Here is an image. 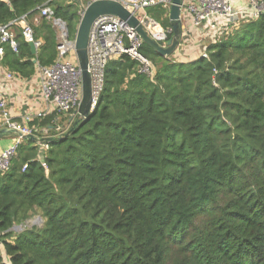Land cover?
Masks as SVG:
<instances>
[{"label":"trees","instance_id":"trees-1","mask_svg":"<svg viewBox=\"0 0 264 264\" xmlns=\"http://www.w3.org/2000/svg\"><path fill=\"white\" fill-rule=\"evenodd\" d=\"M7 1L0 28L49 7L75 39V1ZM148 14L172 29L162 6ZM32 27L36 56L21 33L17 52L4 46L1 63L22 77L58 55L53 23ZM142 53L153 77L113 60L89 116L56 137L57 117L35 122L53 134L48 170L24 139L0 172V264H264V13L209 44L208 59ZM33 215L42 227L15 230Z\"/></svg>","mask_w":264,"mask_h":264},{"label":"built area","instance_id":"built-area-1","mask_svg":"<svg viewBox=\"0 0 264 264\" xmlns=\"http://www.w3.org/2000/svg\"><path fill=\"white\" fill-rule=\"evenodd\" d=\"M3 1L8 3L7 0ZM73 1L78 5L85 4L80 13L82 15L88 5L100 0ZM112 1L121 3L131 12L138 19L149 37L156 42H163L164 46L167 45L172 29L164 28L161 23L147 14V9L162 6L170 12L173 0ZM249 7V10L238 8L235 6L234 0H184L181 8L182 25L189 22L191 24L190 27L205 30L215 42L231 29L238 28L242 22L257 19L264 13L263 0H249ZM41 16L51 21L57 31L58 55L53 65L44 68L39 66V91L36 101L42 103V109L38 112L32 111L28 113L23 117L21 123L12 120L9 115L7 110L9 101L3 92L4 85L12 82L15 79V75L11 71L3 69L0 64V129H11L22 134V136L15 135L12 144L0 154V172L3 173L10 170L12 161L17 156L18 149L25 139L23 136L52 137L53 134H51L49 128H41L35 122L42 121L50 116L57 117L56 123L58 125L54 130L56 137L61 135L66 129L58 123L61 116L70 114L69 123L79 118L78 110L83 98V82L82 71L75 50V39H70L67 24L60 19H56L51 8L44 7L41 10ZM13 24L20 26L22 36L27 43H35L37 50L42 46L40 41L35 40L34 29L29 23L27 16L21 17ZM11 26L0 28L1 58H3L5 53V45H10L17 52L15 35L11 30ZM181 42L179 47L182 45ZM143 46L144 41L139 34L118 17L102 16L94 22L87 47L92 99L91 112L96 109L104 92L107 67L111 61L120 60L125 56L130 57L139 63L140 73L149 78L154 76V66L151 60L142 53ZM200 57L209 58L207 47L201 50ZM176 59L178 60L179 58ZM37 145L39 147L37 159L48 170L45 159L50 147L46 142L38 143ZM26 168L27 166L23 170H26Z\"/></svg>","mask_w":264,"mask_h":264},{"label":"water","instance_id":"water-1","mask_svg":"<svg viewBox=\"0 0 264 264\" xmlns=\"http://www.w3.org/2000/svg\"><path fill=\"white\" fill-rule=\"evenodd\" d=\"M184 0H173L172 6L169 12V19L172 28L173 36L168 41L167 45L159 41L153 40L147 32L143 29V26L139 23L138 19L129 12L121 3L112 0H100L88 5L83 14L77 28L75 36V50L79 62L80 69L82 71V82H83V98L81 105L78 110L79 119L86 118L90 115L91 111V84L90 76L88 73V56L87 47L91 28L94 22L102 16H115L128 24L133 28L144 41V44L156 51L163 57H171L176 52L182 39V19H181V8ZM32 55H37V48L35 43H29ZM2 58L0 57V60ZM37 63V61H35ZM78 124V121H74ZM22 136L18 131L11 129H0V138L6 136ZM25 139H30L39 143L49 142L51 138H38L34 136H23Z\"/></svg>","mask_w":264,"mask_h":264},{"label":"crops","instance_id":"crops-1","mask_svg":"<svg viewBox=\"0 0 264 264\" xmlns=\"http://www.w3.org/2000/svg\"><path fill=\"white\" fill-rule=\"evenodd\" d=\"M234 4L238 8L249 10V0H234ZM84 3L79 5V13L84 8ZM42 16H35L28 19L31 26H39ZM12 25V24H11ZM9 25V26H11ZM190 23H184L182 45L178 48L174 58H179V61L193 60L200 56V52L204 47L213 43V40L208 36L205 30L195 29L190 27ZM11 30L16 38L21 37V28L19 25H12ZM22 34V33H21ZM17 44V42H16ZM39 49L37 50V53ZM3 59V58H2ZM2 59L0 61H2ZM3 69L11 71L15 75V79L4 85L3 92L5 93L9 105L8 112L12 120L21 123L23 117L32 111H39L42 109V103L36 101L38 96V81L40 77L39 65L35 63V72L30 77H22L20 74L13 72L8 67L0 62ZM14 139V136H6L0 138V154L8 148Z\"/></svg>","mask_w":264,"mask_h":264},{"label":"rangeland","instance_id":"rangeland-1","mask_svg":"<svg viewBox=\"0 0 264 264\" xmlns=\"http://www.w3.org/2000/svg\"><path fill=\"white\" fill-rule=\"evenodd\" d=\"M166 10V9H165ZM148 11H149V9H147V14H148ZM158 22V21H157ZM160 23V22H159ZM208 46V45H207ZM169 59H171V60H173V61H175V60H177L176 58H174L173 56H171V57H169ZM175 59V60H174ZM177 62H179L178 60H177ZM70 119L71 118V115L69 114V115H67V116H61V118L59 119V121H58V123L61 125V126H63V125H66V119ZM68 127V126H67ZM43 222H44V220L39 216V215H33L32 217H31V219H29V220H27L23 225H17L16 227H15V230L16 231H19V230H22V228L23 227H32V226H37V227H42L43 226ZM23 226V227H22Z\"/></svg>","mask_w":264,"mask_h":264}]
</instances>
